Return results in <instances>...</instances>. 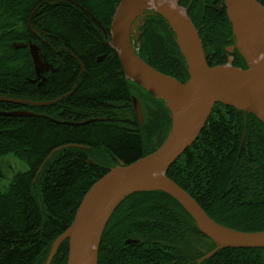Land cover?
I'll list each match as a JSON object with an SVG mask.
<instances>
[{
  "label": "trees",
  "instance_id": "trees-1",
  "mask_svg": "<svg viewBox=\"0 0 264 264\" xmlns=\"http://www.w3.org/2000/svg\"><path fill=\"white\" fill-rule=\"evenodd\" d=\"M121 1L0 0V157L14 154L29 167L0 187V264H46L93 185L164 143L149 146L168 129L170 110L126 77L111 45ZM179 5L209 66L225 65L229 55L233 66L243 65L237 49L228 52L235 37L224 0ZM138 36L136 53L144 61L181 82L189 79L177 35L162 14L144 15ZM38 53L50 71L39 70ZM165 174L218 225L264 232V125L256 116L216 104L198 140ZM217 248L174 197L137 191L109 217L97 264H264V248ZM68 255L66 240L52 264H67Z\"/></svg>",
  "mask_w": 264,
  "mask_h": 264
},
{
  "label": "water",
  "instance_id": "water-1",
  "mask_svg": "<svg viewBox=\"0 0 264 264\" xmlns=\"http://www.w3.org/2000/svg\"><path fill=\"white\" fill-rule=\"evenodd\" d=\"M143 1L148 0H122L120 2L112 20L111 45L118 53L127 78L155 95L167 99L171 108L172 100L179 103L186 112L193 115V119L178 137L173 140L167 138L165 143L152 154L131 165L116 167L96 182L84 197L73 224L55 241L46 264H52L60 245L66 240L69 241L67 264H91L87 237L89 221L100 201L115 189L117 190L111 194L109 199L113 202L119 198L115 207L133 192L148 190L166 192L185 207L197 221L200 230L209 236L218 248H264V232L252 234L235 232L240 236L221 237L212 236L204 231L199 225L198 218L212 231L222 226L212 220L194 198L168 177L166 178L180 189L183 194L182 198L164 187L136 188L145 175L155 174L162 170L166 173L168 168L198 140L213 108L218 103L252 114L264 125V56L257 64L250 66L242 52L246 54L250 52V47L256 40V30L264 29V6L258 0H224L236 42L228 49V52L241 49L247 68L234 67L230 63L211 67L207 63L199 33L185 10L180 7V0H176L175 4L167 0H154L169 13V17H166L159 12L170 21L177 35L178 45L185 56L189 79L182 83L150 66L130 48L126 41L125 19L129 11ZM181 10L184 12L182 13ZM31 51L35 59L33 47ZM10 101L18 102L17 100ZM134 108L142 124L143 115L136 99ZM100 239L97 246V258Z\"/></svg>",
  "mask_w": 264,
  "mask_h": 264
},
{
  "label": "bare ground",
  "instance_id": "bare-ground-1",
  "mask_svg": "<svg viewBox=\"0 0 264 264\" xmlns=\"http://www.w3.org/2000/svg\"><path fill=\"white\" fill-rule=\"evenodd\" d=\"M168 2L175 4L176 0H167ZM154 9L166 17H169V13L165 8L162 7V5L158 4L154 0H148L143 1L136 6H134L128 13L126 19H125V26H124V32L125 37L128 45L130 48H133L131 43V27L134 21L145 11V10ZM183 13L184 11L181 10ZM236 44V42H235ZM232 47V46H231ZM230 47V48H231ZM228 48V49H230ZM242 51V50H241ZM243 55L246 58L248 64L250 66L255 65L258 63L260 58L264 56V29L263 30H256V40L255 43L250 47L249 53H244ZM172 128L170 130V133L168 135L169 140H173L176 137H178L191 123L193 119V115L186 112L182 106L172 100ZM164 187L165 189L170 190L172 193L177 195L178 197L182 198L183 194L180 191L178 187H176L174 184H172L165 176L164 171H159L155 174H148L145 175L141 182L136 186V188H146V187ZM117 189L113 190L111 193L106 195L98 204L96 207L88 225L87 230V237H88V249L90 254V262L91 264H96L97 260V246L100 239V235L102 233L103 227L105 223L107 222L110 214L113 211V208L117 204L119 198H117L115 201L110 202V196L113 192H115ZM200 227L206 231L207 233L211 234L212 236H221L226 237L228 235H234V236H240L239 234L230 231L228 229L217 227L215 231L210 230L208 227L205 226V224L198 218Z\"/></svg>",
  "mask_w": 264,
  "mask_h": 264
},
{
  "label": "rangeland",
  "instance_id": "rangeland-1",
  "mask_svg": "<svg viewBox=\"0 0 264 264\" xmlns=\"http://www.w3.org/2000/svg\"><path fill=\"white\" fill-rule=\"evenodd\" d=\"M152 10L156 11L154 9L145 10L132 24V27H131V43H132V46L135 50L138 47V37H139L138 35H139V27H140L139 25L142 23V20H143L142 17ZM156 12H158V11H156ZM235 50L236 49L232 50L231 53L234 52ZM239 50H238L239 54L241 55L244 63L241 67H238V66H236V67L247 68L246 60L241 54V49H239ZM38 54L40 57V61L43 64V65H39V67H38L39 70H42L45 67V68H47L48 71H50L51 66L47 63L45 56L43 54H40V53H38ZM234 62L237 64V61L234 60V57L232 55H229L226 64L230 63L233 66ZM182 83H185V82H182ZM159 97L162 98V100L166 103L167 108L171 112V115H170L171 116V122L167 125L168 129L164 128L163 132L159 133L158 135L155 136V138H152L150 140L149 146L151 147V149L158 147V145L160 143H162L163 141L165 143V141L167 140L168 135L170 133V130L172 128V122H173V118H172L173 109L170 107V103L167 101V99H165L161 96H159ZM28 169H29V167H28L27 163L25 161L21 160L19 157H17L14 154H9V155L0 157V187H1V189L2 190L7 189L15 175H17L18 173L25 172Z\"/></svg>",
  "mask_w": 264,
  "mask_h": 264
}]
</instances>
